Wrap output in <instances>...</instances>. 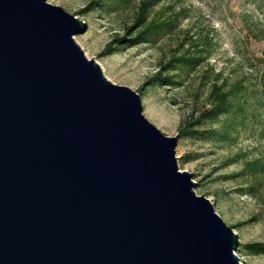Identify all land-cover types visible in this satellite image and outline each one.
<instances>
[{"label": "water", "instance_id": "95a60500", "mask_svg": "<svg viewBox=\"0 0 264 264\" xmlns=\"http://www.w3.org/2000/svg\"><path fill=\"white\" fill-rule=\"evenodd\" d=\"M46 0H0V264H241L237 234Z\"/></svg>", "mask_w": 264, "mask_h": 264}, {"label": "rangeland", "instance_id": "374dc122", "mask_svg": "<svg viewBox=\"0 0 264 264\" xmlns=\"http://www.w3.org/2000/svg\"><path fill=\"white\" fill-rule=\"evenodd\" d=\"M87 1L46 0L86 23L85 31L73 36L84 56L99 65L106 79L138 92L141 112L159 131L176 135L177 168L191 172L194 193L209 198L237 234L238 261L264 264V253L239 249V243L264 240V0H158L147 18L169 20L171 29L161 31L153 42L119 45L108 54L101 50L114 33L128 37L135 30L133 24L125 32L137 0L121 8L78 12ZM199 48L203 60L180 73V84L139 88L152 72L164 71L158 64H165L171 54L194 55ZM213 81L239 87L232 97L234 110L216 121H203L199 132L180 135V123L205 105ZM222 125L230 126L228 137L216 140ZM255 157L262 168L241 172L245 161ZM250 183L254 187L247 190Z\"/></svg>", "mask_w": 264, "mask_h": 264}, {"label": "trees", "instance_id": "16d2710c", "mask_svg": "<svg viewBox=\"0 0 264 264\" xmlns=\"http://www.w3.org/2000/svg\"><path fill=\"white\" fill-rule=\"evenodd\" d=\"M131 0H88L84 9H79L78 12L97 9H116L118 7L126 6ZM158 0H137L133 5V18L132 25L125 28V32L133 26H136L135 30L128 36L125 34L112 35L110 41L106 42L101 50V54H108L121 47H133L143 43L153 42L161 31H168L171 29L170 21L164 19L157 20L156 18H147L151 7ZM172 16H177L174 13ZM203 48L197 50V54H171L166 60L165 64H158V67L164 71L152 72L142 82H140L139 88L145 89L146 87H152L154 85L163 86H177L181 82L180 73H187L196 67L202 60L203 54L201 53ZM261 79L264 80V68L261 71ZM224 82L213 81L210 83L209 89L206 93L205 105L202 106L195 114H190L187 119L180 123L178 131L180 135L192 134L199 132L197 127L203 121H216L219 117L234 110L232 97L235 94L237 85H231L224 87ZM229 125H222L217 129L215 133V139L220 140L228 137ZM233 157H229L231 160ZM262 168L258 158L247 159L245 166L241 170H248L254 173L256 169ZM235 174V173H234ZM233 174V175H234ZM254 187L252 183L247 185V190H251ZM239 222L233 223L232 226H236ZM239 249L249 254L264 253V240H250L239 243Z\"/></svg>", "mask_w": 264, "mask_h": 264}]
</instances>
